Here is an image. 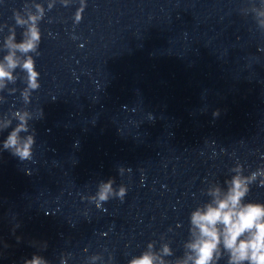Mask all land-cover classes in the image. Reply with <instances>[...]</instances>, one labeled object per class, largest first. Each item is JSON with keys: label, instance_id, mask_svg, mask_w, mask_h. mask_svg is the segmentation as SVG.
Listing matches in <instances>:
<instances>
[{"label": "water", "instance_id": "obj_1", "mask_svg": "<svg viewBox=\"0 0 264 264\" xmlns=\"http://www.w3.org/2000/svg\"><path fill=\"white\" fill-rule=\"evenodd\" d=\"M32 2L0 0V60ZM35 2L40 87L26 105L17 69L0 91V123L12 119L0 131V264H128L149 242L168 243L175 264L208 186L226 187L238 163L245 176L264 168V0H84L79 23L80 0ZM21 109L32 114L21 136L35 137L25 161L3 150ZM109 179L123 200L87 199ZM250 188L245 202L264 203L259 178Z\"/></svg>", "mask_w": 264, "mask_h": 264}, {"label": "clouds", "instance_id": "obj_2", "mask_svg": "<svg viewBox=\"0 0 264 264\" xmlns=\"http://www.w3.org/2000/svg\"><path fill=\"white\" fill-rule=\"evenodd\" d=\"M70 0H61L65 6ZM81 6L76 11L74 21L79 23L82 19L85 2L80 0ZM20 11L14 12L15 26L24 29L22 39L16 42L15 26L9 27V34L4 39L3 50L6 54L0 60V91L8 88L9 84H15L18 79L16 70L24 73L23 80L26 87L21 96L27 105L30 102L31 93L40 87L39 72L36 70L33 53L39 55L38 48L41 42L39 22L44 17V7L40 3L32 2ZM52 4L48 5L51 9ZM35 9L33 11L32 9ZM264 16V11L258 13ZM264 27V22H260ZM4 26H0V31ZM15 92L16 89H8ZM3 100V97H0ZM218 111L213 115H218ZM43 113L41 110V117ZM13 119L18 123L7 138L3 141V150L9 151L21 161L31 158L32 148L35 144L34 130L32 134L21 136V133H29V120L32 114L24 109L14 112ZM12 119H5L0 123V131L10 128ZM123 171V168L119 169ZM234 175L224 181L226 187L218 183H212L206 189L210 199L197 206L190 214L189 239L184 244V255L178 258L175 264H218V261L227 256V264H264V203L245 202L249 194L250 186L259 178V186H264V168H259L250 175H243L242 166L238 163L232 170ZM113 179L99 184V191L95 197L87 198L106 202L110 196L123 200L127 189L123 185L118 191L113 190ZM99 206V205H97ZM173 254L168 243H164L160 252L155 251V244L149 242L146 250L138 256H133L128 264H169L165 257ZM24 264H48V261L39 255H33L26 259Z\"/></svg>", "mask_w": 264, "mask_h": 264}]
</instances>
